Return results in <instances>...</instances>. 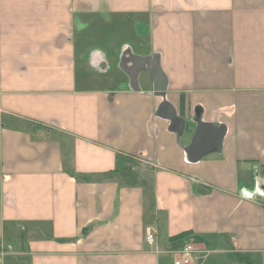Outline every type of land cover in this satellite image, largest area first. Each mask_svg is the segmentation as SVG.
Masks as SVG:
<instances>
[{
	"label": "crops",
	"instance_id": "crops-1",
	"mask_svg": "<svg viewBox=\"0 0 264 264\" xmlns=\"http://www.w3.org/2000/svg\"><path fill=\"white\" fill-rule=\"evenodd\" d=\"M154 54L220 153L156 114ZM263 176L264 0H0V264H264Z\"/></svg>",
	"mask_w": 264,
	"mask_h": 264
},
{
	"label": "water",
	"instance_id": "water-1",
	"mask_svg": "<svg viewBox=\"0 0 264 264\" xmlns=\"http://www.w3.org/2000/svg\"><path fill=\"white\" fill-rule=\"evenodd\" d=\"M135 59L146 61L151 65L146 69L152 83V90L155 95L163 99L156 110V114L170 121L169 129L182 137L186 132L189 119L195 123L196 127L192 139L184 147L189 161L197 162L211 153H220L227 131L226 126L203 120L199 110L196 111L195 116L189 119L178 112L177 107L165 97L168 79L161 67L159 54L136 57ZM131 78L135 79L136 74H133Z\"/></svg>",
	"mask_w": 264,
	"mask_h": 264
},
{
	"label": "built area",
	"instance_id": "built-area-1",
	"mask_svg": "<svg viewBox=\"0 0 264 264\" xmlns=\"http://www.w3.org/2000/svg\"><path fill=\"white\" fill-rule=\"evenodd\" d=\"M263 182L257 191V201L264 207V176ZM146 239L148 242L153 243L155 240L154 230L147 229ZM174 253V264H202L205 256V250L200 249L193 241H186L178 247L171 250ZM0 254H4V250L0 247Z\"/></svg>",
	"mask_w": 264,
	"mask_h": 264
},
{
	"label": "trees",
	"instance_id": "trees-1",
	"mask_svg": "<svg viewBox=\"0 0 264 264\" xmlns=\"http://www.w3.org/2000/svg\"><path fill=\"white\" fill-rule=\"evenodd\" d=\"M183 234H184V233H181V234L179 235V237L182 236ZM177 237H178V236H177Z\"/></svg>",
	"mask_w": 264,
	"mask_h": 264
}]
</instances>
